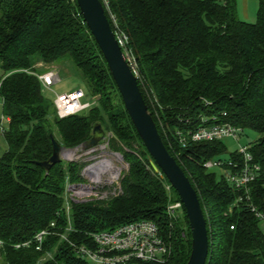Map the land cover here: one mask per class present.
<instances>
[{
	"label": "trees",
	"instance_id": "trees-1",
	"mask_svg": "<svg viewBox=\"0 0 264 264\" xmlns=\"http://www.w3.org/2000/svg\"><path fill=\"white\" fill-rule=\"evenodd\" d=\"M102 1L116 34L127 35L123 48L135 57L140 88L164 143L198 191L209 234L206 264H264V0L256 22L238 16L237 0ZM63 60L89 81L96 103L64 117L55 111L50 121L53 102L35 72L45 70L40 61ZM0 66L8 121L0 156V256L8 264H36L51 251L40 264H89L70 241L93 245L94 231L151 218L171 251L163 261L144 264H186L192 249L186 207L181 215L167 212L180 195L161 169L152 168L77 0H0ZM203 117L259 133L248 144L261 166L249 198L238 200L241 190L222 169L219 176L204 165L229 152L223 139L180 141L178 130L196 127ZM96 121L110 131V146L122 153L128 169L116 194L70 201L68 222L65 183L85 180L84 161L62 159L45 171L36 160L51 154V134L71 147L91 137ZM229 156L241 159L237 149ZM43 228L49 233L37 249L32 240ZM25 240L30 243L16 246Z\"/></svg>",
	"mask_w": 264,
	"mask_h": 264
},
{
	"label": "built area",
	"instance_id": "built-area-1",
	"mask_svg": "<svg viewBox=\"0 0 264 264\" xmlns=\"http://www.w3.org/2000/svg\"><path fill=\"white\" fill-rule=\"evenodd\" d=\"M117 37L123 46L126 43L127 35L117 33ZM126 54L137 74L135 57L129 51H126ZM35 75L38 77L42 88L45 89H51L53 83L59 79L54 69L35 72ZM2 77L0 76V83ZM53 103L57 115L64 117L89 109L95 104V98L87 96V92L83 87H76L55 93ZM217 117L214 116V119H217ZM202 121L196 127L178 130L179 139L183 144H187L191 140L224 139L225 137H232L240 141V135L244 131L242 126L229 121L206 123V117H203ZM3 129L4 127L1 125V133ZM105 141L109 142L108 139ZM94 147L88 149L92 150ZM237 152L240 154L241 159L235 160L231 156L225 159L220 155H216L206 159L204 165L207 168H221L231 184L241 190L242 194L238 200H243L244 194L249 198L251 182L258 176L261 166L259 162L253 159V153L248 144H241L239 142ZM104 172L109 173V178L117 176V170L110 163L100 165L92 163L87 166L84 165L81 170L82 175L85 177L84 181L71 182L66 180L65 212L68 222L70 219V201L84 200L94 195L97 196L99 190L98 184L101 182V176ZM113 178L111 180H114ZM166 187L169 191L171 190V184H166ZM116 193L115 191L114 194ZM167 212L170 215L183 214V201L181 199L171 200L167 205ZM54 224L53 221L50 222V226H54ZM70 229L71 225L67 223L65 232L60 233V237L66 239V234ZM48 233L49 230L43 228L34 235L32 241L35 242L37 249L42 248V242ZM91 235L94 240L93 245L86 243L74 244L70 241L74 251L86 259L89 264H144L147 261H163L171 251L170 244L161 233L158 222L151 218L134 219L121 223L111 229L94 231ZM29 243L30 240H25L22 244L17 243L16 246L28 245ZM1 244L2 241L0 240ZM52 255L51 251H44L37 262L40 263L45 256L48 258L52 257Z\"/></svg>",
	"mask_w": 264,
	"mask_h": 264
},
{
	"label": "water",
	"instance_id": "water-1",
	"mask_svg": "<svg viewBox=\"0 0 264 264\" xmlns=\"http://www.w3.org/2000/svg\"><path fill=\"white\" fill-rule=\"evenodd\" d=\"M77 2L108 63L125 108L152 156L150 159L152 168L156 172L160 169L164 172L186 207L192 234V249L186 264H206L209 253V234L198 191L164 143L140 88L137 74L111 25L103 1L77 0ZM91 133V137L71 147L61 144L51 134V154L46 159L36 160V162L48 171L54 163L64 159L63 155L70 150L84 151L102 143L110 136V131L101 121L94 123Z\"/></svg>",
	"mask_w": 264,
	"mask_h": 264
},
{
	"label": "rangeland",
	"instance_id": "rangeland-1",
	"mask_svg": "<svg viewBox=\"0 0 264 264\" xmlns=\"http://www.w3.org/2000/svg\"><path fill=\"white\" fill-rule=\"evenodd\" d=\"M237 7H238V16L241 19L256 22L258 18V9H259V0H237ZM37 65H41L47 69H54L56 70L59 79L53 83L51 89L43 88L44 96L50 101L53 102L55 93L61 91H67L76 87H83L86 92L87 96H91V87L89 81L83 77L82 73L74 66V64L69 60L63 61H56L50 63H42L41 61L37 63ZM77 69V70H76ZM3 70L0 66V76L2 75ZM95 103H96V97ZM56 109L54 103L50 106L49 109V120L51 121ZM7 119L2 112V99L0 95V126L2 125L4 128L7 127ZM56 132V130L54 129ZM259 138V133L251 128H245L244 131L240 135V141L232 137H225L223 140L228 147V151L235 150L239 147V142L241 144H252ZM7 147L5 139L0 132V156L3 154ZM72 151V150H70ZM229 152H224L220 154L222 158H228ZM64 159H74L79 161H84V165L87 166L92 163L104 164L110 163L112 166L115 167L117 170V176L115 178H109V173L104 172L102 174L101 182L98 184L99 190L97 192V197H106L108 195L114 194L115 191H120V178L124 170L128 169V163L125 161L121 152L114 150L110 146V142L104 141L102 145H96L92 150H84V151H76L73 150L72 152H67L63 155ZM109 167V166H108ZM213 170L218 172L220 176V168L214 167ZM114 180H111V179ZM86 200V199H84ZM65 201V200H64ZM82 201V200H81ZM66 205V204H65ZM66 207V206H65ZM45 258H47L45 256ZM0 264H8L4 258L0 256ZM36 264H40L37 262Z\"/></svg>",
	"mask_w": 264,
	"mask_h": 264
},
{
	"label": "bare ground",
	"instance_id": "bare-ground-1",
	"mask_svg": "<svg viewBox=\"0 0 264 264\" xmlns=\"http://www.w3.org/2000/svg\"><path fill=\"white\" fill-rule=\"evenodd\" d=\"M69 152H72V151H69Z\"/></svg>",
	"mask_w": 264,
	"mask_h": 264
}]
</instances>
